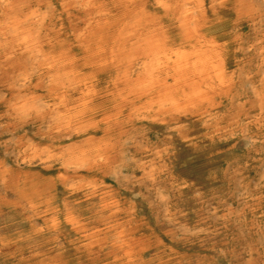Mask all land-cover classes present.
Wrapping results in <instances>:
<instances>
[{
	"label": "bare ground",
	"instance_id": "1",
	"mask_svg": "<svg viewBox=\"0 0 264 264\" xmlns=\"http://www.w3.org/2000/svg\"><path fill=\"white\" fill-rule=\"evenodd\" d=\"M52 1L0 0V78L12 94L1 103L7 117L19 119L12 127L47 126L15 142L26 170L0 163V190L15 195L14 202L1 195L0 201L20 208L28 225L51 223L53 235L69 227L89 240V254L104 253L105 264H145L151 244L138 237L131 212L106 180L126 172L142 185L173 188L167 186L170 138L152 143L147 127L169 129L185 144L191 139L184 122L195 118L212 143L236 140L238 133L248 150L264 145V0H68L59 11ZM43 88L59 96L46 100ZM35 138L50 146L33 145ZM59 190L68 193L61 205ZM240 215L229 209L221 222ZM166 218L171 222L172 214ZM257 218L248 230L259 239L247 246L244 264H264V214Z\"/></svg>",
	"mask_w": 264,
	"mask_h": 264
},
{
	"label": "rangeland",
	"instance_id": "2",
	"mask_svg": "<svg viewBox=\"0 0 264 264\" xmlns=\"http://www.w3.org/2000/svg\"><path fill=\"white\" fill-rule=\"evenodd\" d=\"M55 1L57 2L56 6L58 7V11H59V9L61 8L60 3L68 1V0H61V1L53 0L52 2H55ZM62 18H64V16ZM3 82H4L3 79L0 78V107H1L0 108V124H1L0 125V143H1L0 144V163L5 165L7 168L9 167L15 173H17L19 171L26 170V168L21 163L22 162L21 158H19V154L17 152V149L15 148V142L18 140V138L26 139V138H29L35 135L38 132H46L47 126L43 125L42 128H38L37 124L35 125L31 124V126L30 125L24 126L25 128L21 126H17L16 128L12 127L14 124L15 125L18 124L19 119L15 120L14 118L7 117V112H6L7 108L4 104L1 103L3 97L7 94L6 92H4ZM26 85L28 87V84ZM46 88H43V90L40 91V94L46 100H49L53 97L56 98L59 96L56 93H51V92L46 91ZM28 92H30V90L27 89L26 93ZM47 96H50V97H47ZM11 97H12L11 93L7 94V99H11ZM194 121H196L195 118L184 122V125L186 126L187 130L190 133L189 138L191 139L190 141L191 143L188 142L189 144L181 143L179 139L177 138V136L174 133L170 132L169 129L155 128V127L146 128L147 132L150 135L149 137H151L152 139V140L150 139L152 143H155L156 139L160 137L170 138L169 145L171 146V149L172 148L173 149L170 150V157L168 159L169 161L167 160L166 162L168 165V175H169L167 186L172 185L173 188L166 187L167 189H162V188L159 189V186L149 187L150 185H147V184L142 185L138 182H134V179L130 175V173L127 174L126 172H123L122 174H120V176L119 175L116 176V178L109 177L111 179L108 178L106 180V185L111 187L118 194V197L120 201L122 202V205L124 206V208L127 211H130L131 214L133 215V216L131 215L133 219L132 225L135 228H137L138 237H142L143 235L142 238L146 239L151 244L150 251L143 256V261L145 262V264H146V261H147V264H244L245 259H247V255H246L247 246L251 242L257 241L259 239L252 232H249L248 230L249 225L257 217L264 214L263 212L264 211V200L259 203L256 202L255 200L257 197L264 196V169H263L264 161H262L264 159V152H262L264 151V145L262 146L257 145L258 147L255 146L252 150H248L245 143L239 138L238 133L236 134V140L234 139L229 142H213L212 143L205 138L206 130H204L202 125L199 122L195 123ZM3 122H5V124ZM253 128L254 127H248V128H245V130L248 129L249 131L253 133H259V131H257L258 130L257 128H254V129ZM175 137H176V141H174ZM32 142H33L32 143L33 145L37 147L39 146V148L40 147L44 148V146L45 147L50 146V144L43 138H35L33 139ZM190 145H192L193 147ZM25 146L27 147L28 144H26ZM54 146L55 145L53 144L52 147ZM26 147H23V150L26 149ZM259 163L261 165H259ZM33 172L34 173L37 172L41 175H44L46 177H52V178H56L59 175L57 171L53 170L51 172H46V171H42L40 168L33 169ZM122 175L123 177H121ZM173 175L175 176V178ZM207 177L209 180H207ZM119 181L122 182L123 186H121L122 184ZM241 182H242V185H241ZM118 185L122 188L120 189ZM124 186L125 188H123ZM248 188H249V191H248ZM251 188L252 190H250ZM148 192L151 195H149ZM160 194H163L165 197H167L166 204H162L160 202V198H159ZM167 194H169L170 196ZM226 194H229V195H226ZM0 195L2 196V198H5V200H9V202L15 201L14 191L12 190L11 191L0 190ZM66 195L68 196V193L63 192L62 190L58 191L57 197L59 200L58 203L60 205L67 198ZM78 197L68 199V201H75V200L79 201L81 196H78ZM236 200H238L239 202H237ZM213 201L215 202L216 205L214 204ZM230 203L231 204L233 203V204L231 205ZM81 207H82L81 209L82 210L84 209L85 211L88 205H83ZM166 208L168 211L166 210ZM229 209L240 213L242 216L240 215V217H238L239 220L237 218L236 220H231L230 223L228 222L224 224L222 223L223 221L221 222L222 220L221 216ZM213 210H214V213H213ZM220 210H221V213H219ZM0 211H2L0 212V264H50L54 260L59 261V264H105L106 263L104 253L100 255H97L96 253H95L96 255L89 254L85 246L89 243V240L82 241V239H80V237L76 235L69 227H62L60 229L59 234L57 233L53 235L51 231V226H52L51 223H43L42 221H37L36 223L34 222L28 225L29 222H27L26 220L28 215L23 213L20 208L12 207L0 201ZM252 211L256 212L255 214L256 217L255 215H252ZM166 212H168L170 216L172 214L171 222L167 221L168 219L166 218ZM83 215L85 217H89L90 213L86 211L83 213ZM256 220L258 222H263V219L257 218ZM21 222L23 223L21 224ZM192 227L194 228V230ZM38 228L40 229L38 230ZM34 230L36 232H40V233L42 232V233L41 234L36 233ZM202 231L204 233H202ZM168 233L171 235H169ZM208 234L210 237L208 236ZM34 235H37V236H34ZM205 237L206 239H204ZM153 238L154 240H152ZM35 246H37L38 248ZM29 250H32L30 251L32 252L31 254ZM163 250L165 253L163 252ZM157 254L158 256H156ZM78 257H79V260H78ZM155 257L156 259H158L157 261ZM151 258H153V260ZM241 258L242 260H239Z\"/></svg>",
	"mask_w": 264,
	"mask_h": 264
}]
</instances>
